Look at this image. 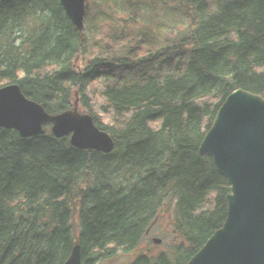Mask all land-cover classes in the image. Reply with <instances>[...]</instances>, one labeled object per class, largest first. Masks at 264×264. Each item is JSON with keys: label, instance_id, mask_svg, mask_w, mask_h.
I'll return each mask as SVG.
<instances>
[{"label": "trees", "instance_id": "1", "mask_svg": "<svg viewBox=\"0 0 264 264\" xmlns=\"http://www.w3.org/2000/svg\"><path fill=\"white\" fill-rule=\"evenodd\" d=\"M159 6L171 129L157 148V176L166 184L179 162L231 264H264V0ZM205 43L214 52L203 61ZM253 93L258 107L246 112L236 99ZM257 157L254 182L247 170ZM136 229L85 40L64 1L0 0L1 264H49V251L64 264H139Z\"/></svg>", "mask_w": 264, "mask_h": 264}, {"label": "water", "instance_id": "2", "mask_svg": "<svg viewBox=\"0 0 264 264\" xmlns=\"http://www.w3.org/2000/svg\"><path fill=\"white\" fill-rule=\"evenodd\" d=\"M84 37L96 95L123 167L139 264H231L208 206L177 162L168 183L155 170L171 129L163 111L159 0H63Z\"/></svg>", "mask_w": 264, "mask_h": 264}, {"label": "rangeland", "instance_id": "3", "mask_svg": "<svg viewBox=\"0 0 264 264\" xmlns=\"http://www.w3.org/2000/svg\"><path fill=\"white\" fill-rule=\"evenodd\" d=\"M205 48L206 50L205 51H201V52H198L197 56L202 59L203 61L206 59V58H212L213 55H211V53H213L214 51H212V47H210L207 43H205ZM163 62V61H162ZM231 96L233 95V93L231 92L230 93ZM244 97V98H242ZM242 97H237L236 101H238L237 103L241 106V108H246V112L247 110L249 111H252V112H255L257 107H258V99L254 97V93L252 94V96L250 98H246L245 95H243ZM254 169L253 167H251V170H247V179H248V176H251L252 175V172L254 171L256 173V178L254 179V182L258 180V178L261 176V171H260V158L257 157V159L254 161ZM250 166H252V164H250ZM174 170V168H173ZM172 170V172H173ZM171 172V174H172ZM247 191L252 195L253 199H259L258 197V187L256 186L255 189H253V191L251 190V186L247 184ZM247 225L248 223L245 222L243 223V225L241 227H239L237 229V232L239 234V242L240 244L245 247V244H246V239L248 237V234H247ZM263 227H264V220H263ZM59 250L57 249L56 252H58ZM50 254V259L48 261L49 264H64V261L58 259V261H56V253H54L53 251H49L46 253V257L49 258V255ZM2 259H0V264H1V261ZM5 264V263H4ZM8 264H16L15 262H12V263H8Z\"/></svg>", "mask_w": 264, "mask_h": 264}, {"label": "bare ground", "instance_id": "4", "mask_svg": "<svg viewBox=\"0 0 264 264\" xmlns=\"http://www.w3.org/2000/svg\"><path fill=\"white\" fill-rule=\"evenodd\" d=\"M77 27V26H76ZM157 154V153H156ZM176 164V163H175ZM175 166V165H174ZM172 175V174H171ZM168 183V182H167ZM216 229V228H215ZM134 237V236H133Z\"/></svg>", "mask_w": 264, "mask_h": 264}]
</instances>
